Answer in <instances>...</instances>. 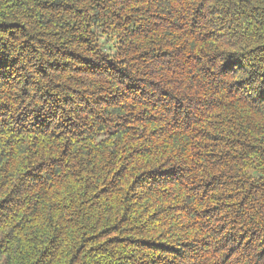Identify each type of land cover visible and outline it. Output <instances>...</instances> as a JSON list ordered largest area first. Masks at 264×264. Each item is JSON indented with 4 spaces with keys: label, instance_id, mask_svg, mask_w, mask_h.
Masks as SVG:
<instances>
[{
    "label": "trees",
    "instance_id": "trees-1",
    "mask_svg": "<svg viewBox=\"0 0 264 264\" xmlns=\"http://www.w3.org/2000/svg\"><path fill=\"white\" fill-rule=\"evenodd\" d=\"M0 264H264V0H0Z\"/></svg>",
    "mask_w": 264,
    "mask_h": 264
},
{
    "label": "rangeland",
    "instance_id": "rangeland-1",
    "mask_svg": "<svg viewBox=\"0 0 264 264\" xmlns=\"http://www.w3.org/2000/svg\"><path fill=\"white\" fill-rule=\"evenodd\" d=\"M31 71L32 70H30V74H31ZM18 74H20V72H16L14 75H18ZM19 81H21V80H19Z\"/></svg>",
    "mask_w": 264,
    "mask_h": 264
}]
</instances>
